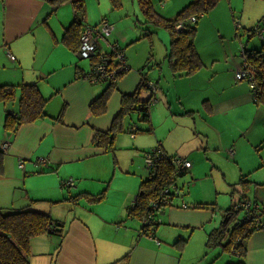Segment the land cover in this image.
<instances>
[{
  "label": "crops",
  "instance_id": "obj_1",
  "mask_svg": "<svg viewBox=\"0 0 264 264\" xmlns=\"http://www.w3.org/2000/svg\"><path fill=\"white\" fill-rule=\"evenodd\" d=\"M154 1H159L158 5L156 2L152 5L154 10L160 13L158 7L162 4L161 2H163L162 5L165 2L164 0ZM240 1L229 0L233 16L238 12ZM246 1L247 6L245 2L240 14L252 17L250 13L259 0ZM261 1L264 2V0ZM84 2L86 24H95L103 17L112 23L113 31L110 32L113 33L115 45L122 48L121 55L124 56L122 63L127 65L126 71H118V78L110 93L112 98L110 102H107L105 112L98 115H92L90 104L106 85L104 86L103 81L91 82L85 75L82 76L81 74H85L89 69L90 63L88 67V61L82 60L83 58L79 57L77 52L67 48L62 41L64 29L73 16L70 3H63L53 10L45 0H0V84L19 85L22 82H34L46 99L45 116L19 125L13 133L5 129L3 119L7 112H17L18 90L12 105L0 101V146L3 142H8L7 151L3 157L4 170L0 175V208H16L28 204L31 199H40L41 201L37 202L38 206L63 221L61 237L56 234H41L39 239L36 236L30 240L33 242L29 245V254L40 252L37 257L30 259V264H191L192 261L199 260L201 256L198 253V246L194 256L189 257L191 238L188 239V237H191L195 228H201L211 220L210 212H207L206 207H202L201 201V207H189L182 196L174 200L175 206H163L158 210L157 221H153V223L156 221L154 230L149 228L143 231L140 220L128 216L126 212V205L133 199L132 186L129 189H121L122 181L133 182L132 177L126 175H129L132 170L129 168L117 170V165L120 164L117 159L108 180L105 175L91 174L111 164L107 151L96 147L90 141L91 131L107 130L111 124H109L110 119L120 110L121 94L131 93L144 78L146 85L151 89L154 88V95L149 105L150 131H137L131 139H128L127 144H119L114 150L115 158L121 154L116 156L120 147L130 151L131 156L139 148L140 151H145L141 142L143 137H136L135 134L153 133L152 143L160 142L164 152L179 154L189 159L190 156L196 155L193 149L195 147L180 150L181 147L169 143L174 141L170 139V134L180 127L193 130L197 119L208 124L209 117L215 112L226 115L241 103L249 106L247 102H251L250 91L240 83L242 80H237L235 75L233 76V70H230L227 75L219 79L230 86L233 89L232 92L222 96L224 85L220 81L221 86L214 94L202 93L201 86L198 84L211 81V77L217 78L220 73L215 60L209 64L203 62V67L190 76L175 77L169 69L171 77L160 74L158 81H154L149 76L152 72L147 74L145 70L147 67L154 69L156 67L153 64H157L160 73H163L162 62L164 61L159 63L160 56L155 55L154 52L150 54V57L147 56V49L143 44L147 39L141 37L144 33L134 29L129 10L115 12L110 0H84ZM171 7L176 9L175 0ZM162 13L166 12L162 11ZM263 16L264 14L261 18ZM253 24L246 27V31ZM130 28L133 30L128 32ZM160 41L164 45L163 57L165 58L166 37L161 36ZM151 62L152 64L149 65ZM161 78L164 82L163 86H159ZM178 83H181V87L177 86ZM148 92V88L142 90L139 98L144 100ZM187 94L192 95V100L197 98L193 101L195 105ZM200 97L205 98L204 110L199 107L200 99H202ZM58 114L61 116L60 120L56 119ZM255 119L256 115L251 121L252 126ZM156 120L159 121L158 124ZM146 126H148L147 123L144 127ZM203 129H205L204 126ZM246 132L241 130L242 135H246ZM90 144L93 145L92 148ZM181 144L184 145V141ZM230 149H233L234 153L228 155L234 157L235 153L237 154L236 149L233 146ZM104 153L106 155L102 160L91 159L92 156ZM41 159L46 160V165L41 164ZM19 161H22V166L19 165ZM65 163H73L79 171L83 168L79 174H69L72 184L66 183L68 186L65 185L64 177L60 173V165ZM198 166L199 161L195 159L189 169L190 178L196 175ZM44 167L49 168L42 170ZM130 169H132L131 166ZM31 170H34L33 174H42L34 178L38 187L36 192L28 191L21 186L24 176ZM73 175L78 177L75 178L78 180H74ZM94 179L99 182H108V185L103 190L95 191L91 184L83 182L94 181ZM113 182H116V186H112ZM186 183L188 186L189 183ZM41 186L43 187L39 191ZM54 190L56 195L52 196L50 191ZM96 192H103L98 202L87 199L88 196L85 197L86 193L97 194ZM74 195L78 196L74 199L75 202H72L69 197ZM242 196L243 200L251 201L243 192L238 200L230 205L239 203ZM259 199L263 202L256 200L255 203L262 206L264 195ZM16 200L19 201L17 205L14 204ZM56 204L59 206L57 209H55ZM220 217L222 221V215ZM161 224L169 227L165 232L163 231L165 235L163 232L158 233ZM216 228L217 225L209 232L204 231L206 234L204 241H219L211 236V231ZM38 241L42 248H39ZM221 241L224 240L221 239ZM208 244L209 242L204 245V248ZM222 250L221 248L220 252L213 254L210 260L205 251L203 256L206 255V257L202 261L203 264H227L228 262H217ZM227 255L235 259L232 253ZM243 259L245 264H264V229L256 230L246 238Z\"/></svg>",
  "mask_w": 264,
  "mask_h": 264
},
{
  "label": "rangeland",
  "instance_id": "obj_2",
  "mask_svg": "<svg viewBox=\"0 0 264 264\" xmlns=\"http://www.w3.org/2000/svg\"><path fill=\"white\" fill-rule=\"evenodd\" d=\"M188 1L189 0H175V6H177L176 9L178 8L177 10H179ZM120 2L121 6L115 9V12H121L123 11V9L129 10L130 20L131 22H133V27L137 32L144 33L143 29L146 28L155 32L150 36L149 39L146 38L147 40L144 41L143 44L146 46L148 57H150V54H153L152 52H154L155 55L158 54L160 56V61H158L159 63L162 62V60L164 61L162 62L164 71L163 73H160L159 65L153 64L156 68L151 69L150 67H147L145 72L147 74L149 72H152V75L151 73H149V76L150 78H153L154 81H158L160 74H167V76L171 77V73L169 72V69L171 68L168 63V58L163 57L165 49L163 43L160 41L161 36L166 37V49L168 50L170 41L168 30L164 27L155 28L153 26H150V24L143 23L144 17L137 5V0H120ZM154 2H156L157 5L159 4V1L157 2L154 0H152L151 3L155 4ZM164 2V5L166 4L165 10L164 5H162L163 2H161L162 4L159 5L160 7H158V10L160 11V13H162V11L166 12L162 13L166 18H172L177 12L176 9H174L175 7H171L173 0H164ZM245 2L247 6L246 0H241L239 2L238 12L234 13L233 16L229 0H218L216 5L207 10V12H203L202 15H200V17L198 18V22H196L197 25L194 36V45L199 52L203 62H207L209 64L210 62L215 60L214 62L217 64L218 70H220L217 78L213 76L211 77V81H206L202 84H198L199 86H201V92L205 93L206 95L214 94L215 91L221 86L220 81L224 85V93L222 96H225L226 93L232 92L233 89L230 86L226 85V83L219 78L223 75H227L230 70H233L234 76V73L242 68L241 64L244 60L242 56L243 48L252 51L258 50L259 48L261 49L262 45H264V34L262 38L259 33L254 34L250 38H248V31H246V27L250 26L253 23L256 24V20L261 18V16L264 14V2L261 0L257 2L253 11L250 13L252 17L240 14V11L245 6ZM133 10L136 12L133 13ZM155 12L158 13L157 11ZM94 17L96 18V13H94ZM236 26H238V28H236ZM131 29L133 30V28H130L128 32H131ZM109 40H113V33L111 34ZM105 48L108 49L107 47ZM82 60L88 61L89 67V59L83 58ZM151 64L152 62L149 65ZM160 82L161 83L159 86H163L162 84L164 82L162 78L160 79ZM193 83H198V81H193ZM240 83H242L246 86L247 89H249V83L246 80H242L240 81ZM103 84L104 86L106 85V83ZM177 86L181 87V83H178ZM101 87L102 85L100 86L99 90L101 89ZM178 91H180V88H178ZM173 93L175 94V90H173ZM187 95L191 99L192 103L193 101L197 100V98L192 100V95ZM249 97H251V102H247L249 106L241 103L237 106V108H235L233 111H230L226 115L215 112L212 116L209 117L208 124L202 123L201 120L197 119L198 121L196 122V126L193 128V130H190L188 127H180V129H177L176 132L170 134V139L174 141H169V143L181 147L180 150H187L190 147H195L193 149L195 150L194 152H196V155L194 157L190 156L189 159L191 163H194L195 159H198L199 161L198 171H196V175H194L193 178H190V173L187 172L178 179L179 184L184 182L182 183V190H184L183 201L186 202L189 207L197 204L198 201V203L200 204L202 202V207H206L207 212H210L212 217L211 220L207 222V224L203 225V227L195 228L191 237H188V239L191 238L189 242L190 248L188 251V254H190L189 257L194 256V254L196 253L195 250L198 246V253L201 256L199 260H194L191 262V264H203L202 261H204L206 257V255L203 256L205 251L206 253H208V260H210L213 254H215L217 251L220 252V249L223 248V241H204L206 239V234L204 231L207 230L209 232L214 226L217 225L218 227L220 225V215L223 208H226L232 202L237 201L238 198L243 194V192L245 193L246 197H248L252 202H255L256 200L259 202H263L259 198H263L264 195V105L255 104L254 102H252L253 98L251 92L249 94ZM111 98L112 96L109 95L107 102H110ZM204 100L205 98L203 97L199 102V107H201V109L203 110ZM203 110L201 111L205 113ZM119 111L117 112V114L119 113ZM255 115L256 119L252 126L251 121H253ZM113 116L110 119L109 124L112 123L115 117ZM170 122L172 123V125H174L172 120H170ZM158 123L159 121L156 120V124ZM145 124L146 122L140 120L136 112H132L126 117L123 116V118L121 119L120 128H117V130L115 131V139L113 143L114 149H108L107 151V154L111 159V164L108 167L100 168L91 172V174L94 176L105 175V177L107 178L106 180H108V178L112 175L111 170L114 167V164L116 165V160L118 159L120 161V164L118 163L117 170L124 168H129V170H132V172L130 171L129 175H126L127 177H132L133 182L122 181L121 184V189L123 190H125V188L129 189L132 186L134 190L132 197L136 195L141 179L144 176L147 177V170L144 166L142 151H140L139 148L136 153L131 156L132 154L130 153V151L123 149L124 147H120L118 153H116V156L119 153L121 154H119L118 158H115L114 150L115 148H118L119 144H127L129 142L128 139H131V137L134 136H132L128 131L130 127H143ZM203 126L205 129H203ZM241 130L244 132H246L247 130L246 135H242ZM93 131H91V135ZM80 135L83 136L82 134ZM135 136L143 137L141 142L144 145L143 148L145 150L152 148L158 144L156 143V141H153V143L151 141V138L154 136L153 133H137L135 134ZM182 141H184V145L181 144ZM4 144H7V142H3L1 146H3ZM92 144H90V148L93 147L94 144ZM232 146L234 147V149H236L237 152V154L235 153L234 157H230L228 155V150ZM200 147L201 149H198ZM90 154H92V152ZM105 155V153L98 154L92 156L91 159L102 160ZM128 163L130 164L132 169H130ZM42 165H46V163ZM48 168L44 167L42 168V170H46ZM82 169L83 168H80V171L77 170L73 163H65L63 165H60V173L64 177L65 181L69 179V174H79L81 173ZM33 173L34 170L28 171L26 173V176H24L22 185H20L28 191L33 190L36 192L38 190V187L37 182L34 181V178L42 174ZM72 178L74 180H78L75 179L78 177H75L74 175ZM241 180H249L250 182H247L248 186H246V183L242 182ZM83 182H88V184H91L95 191L98 189L103 190L108 185V182H99L96 179H94V181L87 180ZM185 182H188L189 185L187 186V183ZM234 183L236 184L235 186L233 185ZM112 186H116V182H113ZM42 187L43 186L40 187L39 191L42 189ZM48 187H50V185H48ZM50 192L52 196L56 195L55 190ZM242 198L243 196L241 197V199ZM177 199L178 198L174 200ZM14 204H19V201L16 200ZM57 208H59V206L56 204L55 209ZM168 228V225L161 224L159 225L158 233H162L163 231L165 232ZM189 232L190 229L188 233ZM187 235L185 236L186 238ZM39 237L40 235H38L37 238L39 239ZM33 238H36V236L32 237L31 239ZM213 239H221V237L219 238L215 236L213 237ZM32 242L33 241H30V243ZM207 242H209V244L204 248V245L207 244ZM38 244L39 248H42V245L39 241ZM36 250H38V247H36ZM38 253L40 252L29 254V261L31 258L37 257ZM222 253L217 262H233L235 260L234 258L227 255L228 253L226 254L225 251L222 250Z\"/></svg>",
  "mask_w": 264,
  "mask_h": 264
},
{
  "label": "trees",
  "instance_id": "obj_3",
  "mask_svg": "<svg viewBox=\"0 0 264 264\" xmlns=\"http://www.w3.org/2000/svg\"><path fill=\"white\" fill-rule=\"evenodd\" d=\"M56 10L63 3H70L73 11L71 22L65 27L62 41L67 48L77 52L79 57L89 59L90 67L85 74L86 76L91 65L101 56L109 55L107 59L108 65L112 67H123L124 56L122 48H118L115 41H110L112 34L110 32L106 37L99 39V51L91 56L83 57L79 53L80 37L83 29L88 26L85 23V2L84 0H45ZM113 8L117 9L121 6L120 0H110ZM218 0H190L183 5L180 10L172 18H166L154 11L151 0H137V5L144 17L143 23L150 24L155 28L164 27L168 30L170 41L165 57L171 68L172 75L175 77L190 76L203 67V61L194 45L195 25L203 12H207L212 8ZM195 16V21H190L189 17ZM264 17V16H263ZM263 17L258 21H262ZM101 20H106L109 25L112 23L105 17L101 18L94 25H98ZM256 22V24L258 23ZM180 24V27H176ZM254 24V25H256ZM93 25V24H92ZM254 25L248 29V38L254 35ZM113 31V29H111ZM142 38H148L153 34V30L143 29ZM140 38V37H139ZM104 43V44H103ZM106 45V46H105ZM107 47L108 49H106ZM94 55V56H93ZM242 56L244 58L241 67L247 69L248 73L241 79L246 80L249 85V91L252 93L253 102L255 104L264 105V45L258 50H247L243 48ZM127 69V65H124ZM126 69L124 71H126ZM108 71L111 69L108 68ZM91 73V72H90ZM235 75V74H234ZM147 80V79H146ZM106 86L102 92L90 104L92 115H98L106 110L108 97L115 86V82L109 81V76L104 74L101 77ZM95 82V81H93ZM149 89L147 97L143 100L139 98L142 90ZM18 90L17 112L6 113L3 119V126L11 133L15 132L19 125L29 123L46 114V99L42 96L36 83L0 84V101L5 104L12 105ZM147 92V91H146ZM154 92L151 87L146 85V81L142 78L135 89L131 93L121 94V108L119 113L114 117L110 127L107 130H94L90 141L98 148L113 150L115 139V131L121 126L123 116H128L132 112H136L140 120L145 121L148 126L139 127L132 126L134 129L128 131L134 135L137 131H150L149 105ZM56 119H61L60 114ZM145 129V130H144ZM127 131V129H126ZM8 144V142H7ZM6 146H0V175L3 173V157L7 151ZM157 145H161L160 142ZM233 150V149H232ZM234 153V152H233ZM159 161L155 173L147 170V177L144 176L138 186L136 195L129 204L126 205L128 216H132L140 220L148 217V227H142L143 231L154 230L156 215L163 206H175L174 199L181 198L184 194L182 186L184 182L179 184L178 179L189 172V168L176 170L173 165L167 161L168 154ZM189 160V159H188ZM190 161V160H189ZM191 162V161H190ZM244 178V177H242ZM69 180L65 181V185L69 184ZM248 184L249 180H241ZM67 183V184H66ZM186 183V182H185ZM236 185L235 183L233 184ZM68 186V185H67ZM166 189L165 192L164 189ZM79 195V194H78ZM78 195L69 197L72 202ZM92 201H100L103 192L97 194H85V197ZM68 200V199H67ZM40 199H31L26 205L16 208H0V264H30L28 259L30 239L41 234H56L62 236L63 221L53 217L49 211L42 209L37 205ZM240 203L228 205L222 210V221L220 226L211 231L212 237H221L223 239V251L232 253L235 256L233 264H245L243 255L245 249L246 238L254 231L264 229V224L256 223L255 219L244 216L240 223H235L236 219L242 215ZM186 207V205H184ZM261 206V205H259ZM259 220L264 222V203L260 207ZM201 207L200 203L193 205L191 208ZM253 211V210H252ZM263 216V217H262ZM156 220L154 223L153 221ZM226 235V236H225ZM154 236V235H152ZM219 239V241H221ZM155 241H157L155 239ZM228 262L227 264H231ZM226 264V263H225Z\"/></svg>",
  "mask_w": 264,
  "mask_h": 264
},
{
  "label": "built area",
  "instance_id": "obj_4",
  "mask_svg": "<svg viewBox=\"0 0 264 264\" xmlns=\"http://www.w3.org/2000/svg\"><path fill=\"white\" fill-rule=\"evenodd\" d=\"M190 21H195V16L189 17ZM176 27H180V24H177ZM238 28V26H236ZM112 29V26L108 24L106 20H101V22L98 25H88L85 29H83V32L80 37V45H79V53L83 57L91 56V54L97 55V50L99 51V39L106 37ZM263 37L264 34V17L262 21L258 22L256 25H254V34H258ZM93 55V56H94ZM122 58V55H118ZM12 58V56H11ZM110 59L109 55L101 56L99 59H97L92 65L90 72L86 75V77L91 81H98L101 80V77L104 74H107L109 76V81L115 82L118 78V71L125 70V66L121 67H112L108 65L107 59ZM110 68L111 70L108 71L107 69ZM248 73L247 69L241 68L235 72V78L241 79ZM249 86H253L250 84ZM130 129H134V127H131ZM133 135V134H131ZM3 146H6L4 144ZM229 153H233V150H229ZM165 156L164 151L159 145H156L152 148H149L142 152V158L144 162V166L146 169L150 170L152 173H155L159 161L163 159ZM167 161H169L173 167L178 171L180 169L189 168L191 166V162L184 156H181L179 154H172L168 156ZM41 163L45 164L46 160L41 159ZM19 165L22 166V161H19ZM68 183L71 185L72 180L68 179ZM167 188L164 189L163 192L166 191ZM259 204L255 202L248 201L246 199L242 200L240 203V207L242 209V215L239 216L236 219L237 223H240V220L247 216L249 218L255 219L256 223L264 224V222H260L259 215L257 214V208ZM253 210V211H252ZM141 223L148 224L149 219L148 217L142 218ZM148 227V226H147Z\"/></svg>",
  "mask_w": 264,
  "mask_h": 264
},
{
  "label": "water",
  "instance_id": "obj_5",
  "mask_svg": "<svg viewBox=\"0 0 264 264\" xmlns=\"http://www.w3.org/2000/svg\"><path fill=\"white\" fill-rule=\"evenodd\" d=\"M151 90L154 92V88H152ZM144 226L147 227L148 224H143V223H141V228L144 227Z\"/></svg>",
  "mask_w": 264,
  "mask_h": 264
},
{
  "label": "flooded vegetation",
  "instance_id": "obj_6",
  "mask_svg": "<svg viewBox=\"0 0 264 264\" xmlns=\"http://www.w3.org/2000/svg\"><path fill=\"white\" fill-rule=\"evenodd\" d=\"M243 199H241L239 202H241Z\"/></svg>",
  "mask_w": 264,
  "mask_h": 264
}]
</instances>
